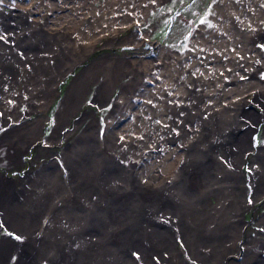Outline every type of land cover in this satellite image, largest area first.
Here are the masks:
<instances>
[{"label": "bare ground", "instance_id": "obj_1", "mask_svg": "<svg viewBox=\"0 0 264 264\" xmlns=\"http://www.w3.org/2000/svg\"><path fill=\"white\" fill-rule=\"evenodd\" d=\"M159 1L132 0V9L120 10L119 7L118 9L114 8L115 11H113L112 7L115 1L106 0L104 7L108 8L107 10L109 11L112 10L114 14L112 19H107V17H103V8L97 9V11L99 10V16L97 17L95 13L90 15V9L81 6L79 0H71L73 6L79 4V10H82V8L87 10L81 12L78 17L79 21L75 20L76 18L73 16L67 18L68 16H63L65 14H57L58 17L54 18L53 22L51 21V32L60 34L67 26L74 27L78 24L81 42L74 40L70 45L73 48L81 46V55L77 57L79 58L92 48L94 44L92 37L100 32L102 27L108 26L113 36L116 30L120 28L117 26L118 24L126 23V20L130 17H144L146 12ZM228 2L233 3L231 0L217 2L212 16L214 23L218 27L225 28V30L230 27V20L233 19V14L238 12L237 4L230 5V7H235L237 11L230 9L231 12H224L222 7L229 5ZM45 4L46 2H44ZM45 7L46 9L48 8V6ZM131 11L136 12L131 14ZM19 15L24 19L31 18L30 11L20 8ZM38 17L36 16L35 18ZM9 18L8 15L5 19L9 20ZM41 18L42 16L37 20ZM100 18L103 23L98 21ZM16 26L23 27L18 20V14H15L13 23L11 21L2 22L0 25V43L5 45V41L12 43L22 42L18 40L21 37L20 35L9 34V31ZM201 28L197 29L193 37H191L189 49L185 53L187 58L184 56L185 54L180 56L177 51L167 48L160 49L158 54L139 58L141 63L148 59L152 60L149 73L159 67L160 59L167 61L164 66L168 74L162 79L161 86L155 88L158 92L147 90L144 92L146 96H143L142 93V99L150 94L155 96L161 93L164 98L159 100L163 102L167 98V93L170 92L163 107L166 109L167 116L169 115L168 120L172 117L174 122H178L176 116H183L180 117V120H184L182 124L184 129L181 128V133L175 131L176 129L171 131L172 125L168 126V120L164 118V122L161 121V125L164 127L157 134H145L143 136L145 131L141 130V128L147 127L146 121L149 118L145 115L142 105L134 108V105H137L134 102L136 101V96H138L137 93H135L136 95L132 98V101L120 100L121 109H125L127 113L130 112L131 116L120 126V124H117V120H120L121 117L117 119L114 110L108 115L106 125L107 130L109 128V134H105L104 140H99L97 134H90L89 140L93 142L91 143V148L86 147L88 155L87 165L81 166L80 170L77 171L80 173L76 175L77 179L86 173L87 177L95 180L96 191L102 194L97 195L98 198L96 200L94 195L89 193L92 195V202L85 220L81 223V202L70 191L65 190L63 192L64 189L57 184L42 183L41 190L38 193L35 192V198L32 199L38 209L42 208L44 210L47 204L48 215L59 203L63 205L57 209L58 217L55 223L63 226V229H59L61 232L66 229L62 234L63 239L70 237L69 234L75 232V226H77L80 251L72 249L68 251L62 250L55 253L56 256L53 254L41 256V254L43 255L46 252L55 251L57 246L52 247L42 241H35L36 215H34L33 206H26L29 210L21 212L24 207L20 208L17 204L18 207L14 210L15 213L6 216L8 222L14 224L25 236V240L13 246V242L0 236V264H38L44 258H48L53 264H156L150 257L157 252L168 254L167 257L162 254L163 264L225 263L228 252L236 247V240L241 235L239 224L242 222V218L239 209L246 208L247 198L261 195L264 186V145L260 147L259 152L249 155L248 174L250 176L248 184L247 179H244V184L236 183L238 181L235 176L236 173L229 172L227 169L231 168L228 165L231 159H236V162L240 161L241 163L245 152L253 147L251 137L246 132L248 128L242 129V134L235 128L239 125L246 126L247 123L255 121V128L257 129L256 124L262 113L250 107L248 98L263 107L264 84L261 83V79L254 76L255 71H252L251 67L261 69L264 67V60L257 58L251 62L244 55V59H246L244 61L241 55L239 57L242 60L236 61L239 58L236 56L239 53L238 49L242 48H233L234 45L236 46L235 43L229 42L227 44L226 40L223 41L222 37L215 34L210 37L212 39L209 42L211 43L209 48H211L212 55L208 56H211L210 58L214 60L218 58V55H220V58H225L226 50L228 49L229 54L236 61L231 63L234 68H229V63L210 65L208 67L211 68H205L204 72L200 74L202 79H197L196 83L191 84V81L179 72L180 62H185L186 59L195 54L194 51H191L194 47L196 50L199 45L205 46V43H201L203 33ZM262 34L264 33L261 32L258 39H264ZM140 35L141 32L136 34L135 39L139 40L141 38ZM33 39L36 43H39L34 48H40L45 45L50 46L48 53L53 52L52 54H55L58 51L53 48L56 42L48 37ZM248 41L249 39L246 38L243 43L244 48L248 45ZM260 41L264 45V40ZM201 46H199V49ZM65 48V45L61 46V49ZM230 50L234 51L230 52ZM262 53L264 54L263 51ZM59 54H61V50ZM206 59L207 64L210 60L207 57L204 58V62ZM49 60L43 62L42 66V72L44 73L42 77H44L45 85L40 83L37 86L25 87L22 83L26 76H23L19 79L21 81L20 86H17V89H12L10 94L14 93L13 95H16L18 92V96L15 98L20 99L21 97L27 105H29V102L35 104L38 98L36 94L42 98L39 99L40 101H46L45 98L49 91V86L53 87L55 79V74L46 69L47 65H54L53 62L50 64ZM68 62L69 60L59 63L60 69L66 70ZM4 63V61L0 60L1 66ZM6 63H9V59H7ZM120 63L122 64V62ZM117 64L119 62L112 61L110 63L111 72L108 73V76L112 77L111 81L113 82L120 80L125 73L123 67L120 69L121 73L120 70L116 69ZM146 64L148 65L147 62ZM36 65L41 66L39 63L27 65L28 67L24 66V72L29 73L30 69L38 72ZM235 65H246V68H243L244 70L238 73ZM3 68L5 72L0 71V76L5 75L6 78H4L9 81L13 75L6 71L5 67ZM142 70L147 71L144 66ZM110 77H108V81ZM151 78L154 82L155 80L157 81L155 77ZM127 83L129 82L127 81L122 86L121 93L118 95L119 99H125ZM173 83H175L176 89L172 88ZM160 89L162 91H159ZM27 90L32 95H25L24 93ZM73 90L74 88L69 89L63 98L64 102L60 106L56 118L57 125L67 110L71 107L77 108L81 95L74 93ZM2 94L3 92H0V102L5 99L1 96ZM22 94L24 95L21 96ZM103 96L99 95L98 99L103 98ZM173 98L179 99L176 109L170 105L172 101L174 102ZM191 98L199 99L201 104L188 103V107L203 114L204 117L206 116L204 123L200 126L190 122L192 116H194L191 115V112H187L184 115L182 113L186 99ZM37 103L40 104L41 102L37 101ZM111 120L115 121L111 122ZM186 121L187 126L185 124ZM39 123V120L35 121L31 128L35 130ZM178 126L180 127V125ZM234 132L240 134L238 138L241 141L233 140L235 138L231 134ZM31 134L32 132L28 131L16 134V136L23 143L29 140ZM7 139L8 137L5 138V140ZM159 143L161 144L160 146H158ZM192 146L199 148H194L192 151ZM17 148L20 149L19 147ZM83 148L81 149L83 150ZM19 151L13 150L10 156L13 158L17 157L20 154ZM97 156L108 158L109 164L102 166L97 164ZM119 160H122V162L120 163ZM47 170L48 164L44 167L43 172L47 173ZM221 172L226 173L220 174ZM222 178L224 180L220 182ZM33 182H37L35 174L33 179L26 181L23 185L26 186L27 184L29 190V186ZM11 187H13V184L9 180L0 177V206H5L7 200L11 199L9 192ZM41 192L42 194H40ZM104 192L109 194H103ZM43 194H47L46 197ZM226 196L232 197V199L226 198ZM211 198L216 199L214 204L211 203ZM69 210L72 212H69ZM48 215L44 217L47 219ZM65 220H69L68 224L65 223ZM255 220L259 222V225H263L264 213L259 214ZM115 224V227L121 230L120 232H123L121 236L125 235L127 240H125L123 245H117L114 251L112 247L101 244V237L113 240ZM167 225L169 227H165ZM85 228L94 230L87 231L86 235L88 236L86 237L84 236ZM105 228L106 230H111L108 231L107 235L94 233L97 229L106 231ZM177 236L184 241V250L176 247L173 238ZM34 242L38 243V249L36 250L37 253L33 254L30 247L36 246ZM130 249L132 252L137 253L136 257L138 260L134 257H123V253ZM228 249L229 251H227ZM13 251L17 253V259L11 263L9 261V253ZM113 259L114 262L112 263ZM231 264H239V260H232Z\"/></svg>", "mask_w": 264, "mask_h": 264}, {"label": "rangeland", "instance_id": "obj_2", "mask_svg": "<svg viewBox=\"0 0 264 264\" xmlns=\"http://www.w3.org/2000/svg\"><path fill=\"white\" fill-rule=\"evenodd\" d=\"M114 1L113 11H115L114 8L118 9L120 7L119 9L123 10L133 6L131 4L132 0ZM219 1L222 0H160L146 12L144 17H130L126 20L127 22L125 21L126 23L118 24L117 26L120 28L116 30L113 36L108 26L102 27L101 31L92 37V40L94 39L92 48L85 55L77 58L78 55H81V46L73 48L70 44L74 40L81 42L78 24L74 27L67 26V28L63 29L62 33L56 34V32H51V21L53 22L54 18L58 17L57 14H65L63 16H68L67 18L73 16L76 18L75 20L79 21L78 17L81 15V12L86 11L88 8L90 9V15H94L95 13L97 17L99 16V10L97 11V9L103 8V17L112 19L114 15L112 10L109 11L107 10L108 8L104 7L106 0H79L81 6L87 8H82V10H79V4L73 6L71 0H2V3H0V25L6 21L13 23L15 14H18V20L23 27L16 26L9 31L11 35H20L21 37L18 40L22 42L12 43L5 41V45L0 43V60L6 63L7 59H9L10 63H4L2 66L0 64V71H4L3 67H5L6 71L13 75L9 81L5 79V75L0 76V92H3L1 96L5 98L0 102V119H2L0 120V177H4L13 184V187L9 188L11 199L7 200L5 206H0L1 237L13 242V246L19 244V242H24L25 236L14 224L8 222L6 215L14 214V210L18 206L20 208L24 207L21 212L29 210L26 206H33V212L36 215L35 241H42L52 247L57 246L55 251L46 252L43 255L41 254V256L47 254L55 255V253L62 250L68 251L72 249L80 251L77 226H75V232L69 234L70 237L63 239L62 234L66 229L61 232L59 229H63V226L55 223L58 217L57 209L63 205L59 203L55 209L51 210V214L48 215V205L46 204L44 210L42 208L38 209L32 199L35 198V192L38 193L41 190V185L47 182L57 184L60 188L64 189L63 192L65 190L70 191L81 202L82 223L90 210L92 195H94L96 200L98 198L97 195H102L96 191L95 180L87 177L86 173L84 176L76 178V175L80 174L77 171L80 170L81 166L87 165L88 155L86 147L91 148V143L93 142L89 140L90 134H97L99 140H104L105 134H109L106 118L113 110L116 113L117 119L121 117L120 120H117L118 123H116L122 126L124 121L128 120L131 115L129 114L130 112L127 113L125 109H121L120 100L132 101V98L136 95L135 93L138 96H136V101H134L137 104L134 105V108L142 105L145 115L149 118L146 121L147 127L141 128V130L145 131L143 136L145 134L155 135L164 127L161 125V121L164 122V118L167 119L169 115L167 116L166 109L163 106L170 92L167 93V98L163 102L159 100L164 98L161 93L155 96L150 94L144 97V99H142V93L143 96H146L144 92L147 90L158 92L155 88L161 86L162 79L168 74L164 66L167 61L165 62L160 59L159 67L149 73L150 62L152 60L148 59L141 63L139 61L140 57L158 54L162 48L175 50L180 56H183L189 49L191 37H193L197 29L202 27L201 43H205V46L199 45L201 46L200 49L197 46L196 50L194 47L191 51H194L195 54L191 55L185 62H180L181 67L179 68V72L191 81V84L196 83L197 79H202V75L200 74L204 72L205 68H211L208 67L210 65L229 63V68H234L231 63L235 61V58L229 54L228 49L226 50L225 58H220V55H218V58L214 60L210 58L211 56H208L212 55L211 48H209V44H211L209 42L212 39L210 37H213L215 34L222 37L223 41L226 40L227 44L229 42L235 43L236 46L232 45L233 48H242L238 49L239 53L236 56L242 55L241 57L244 61L250 59L252 62L257 58L264 60V54L262 53V51L264 52V45L260 41L264 39H258L260 33H264V0H231L233 3L228 2L229 5L224 8L222 7V10L224 9V12H231L230 9L237 11L235 7H230L231 4H237L238 12L233 14V19L230 20L231 25L226 30L225 28L218 27L212 17L214 6ZM44 2H46L45 5ZM45 6H48V8L46 9ZM19 8L30 11L31 18L24 19L21 17L19 15ZM135 12L131 11V14ZM8 15L10 18L6 20L5 18ZM36 16H42V18L37 20L39 17L35 18ZM98 21L102 22V19L100 18ZM115 29L117 28L115 27ZM139 32H141V38L136 40L135 35ZM43 37H48L56 42L53 48L58 51L54 50L56 51L55 54H52L53 52L48 53L50 46L42 45L40 48H34L39 43H36L33 38ZM246 38L249 41L248 45L244 48L243 43ZM63 45L66 46L65 49H61ZM227 47L229 46L227 45ZM60 50L61 54H59ZM233 51L230 50V52ZM244 55H246V59H244ZM184 56L187 58L186 54ZM207 57H209L211 62L209 61L206 64L207 59L204 62V58ZM241 57L237 58L236 61L242 60ZM48 59H50L49 63L53 62L55 66L52 64L47 65L46 69L55 74V79L53 87L49 86V91L45 98L46 101H40L39 99L42 98L36 94L38 96L37 101L41 103L38 104L36 101L35 104L29 102V105H27L21 97L20 99L15 98L18 96V92L16 95H13L14 93L10 94L12 89H17L20 86L21 81L19 79L23 76H26V79H23L22 83L25 87H32L31 85L37 86L40 83L45 85L44 77H42L44 75L42 66L43 62H46ZM68 60L66 70L60 69L59 63L61 64ZM112 61L119 62L116 66L117 70L123 67V71H125L121 76L122 78L117 82L111 81L112 77L108 76V73L111 72L110 63ZM37 63L41 65H36L38 72L33 69H30L29 73L24 72V66L28 67L27 65ZM143 66L147 71L142 70ZM172 67L174 66L172 65ZM235 68L238 70V73H241L246 68V65H235ZM251 68L252 71H255L254 76L261 79V83L264 84V67L261 69ZM108 77H110L109 81L107 80ZM151 77H155L157 81L155 80L154 82ZM127 81L129 83H127L128 87L126 88L125 99H119L118 95L121 93L122 86ZM71 88H74V93L81 95V99L77 104V108L71 107L67 110L57 125L56 118L58 111L64 102V96ZM172 88L176 89L175 83H173ZM159 91H162V89ZM24 94L32 95L28 90ZM99 95L104 96L98 99ZM178 100L175 98L174 102L170 103L171 107L176 109ZM248 101L251 108L262 114L256 124L257 129L255 128V121L253 123L248 121L249 123L246 122V126L239 125L235 128L240 134H242V129L248 128L246 132L251 137L253 146L252 149L245 150L246 152L241 163L240 161L236 162V159H231L228 163L231 166V168H227L228 171L236 173L235 176L238 180L236 183L240 185L244 184V179H247V184L249 183V155L259 152L260 147L264 145V106L262 107L251 98H248ZM188 103L200 105V100H196V98L186 99L185 108L182 111L183 115L191 112V115L194 116H192L190 122L200 126L204 123L206 116L204 117L203 114L190 109ZM180 117L176 116L178 122H174V118L172 119V117L169 120L167 119L168 126L172 125L173 127L171 131L176 129L175 131L181 133V128L184 129L182 125L184 120H180ZM38 120L40 121L39 126L35 130L32 129L31 126ZM114 121L111 120V122ZM185 124L187 126V121ZM28 131L32 132L31 137L22 143L16 134ZM240 134L234 132L231 136L235 138L233 140L241 141L238 138ZM7 137L8 139L5 140ZM217 138L221 140V138ZM160 145L159 143L158 146ZM194 148L198 149L199 147L192 146V151ZM13 150H20V154L15 158L10 156ZM153 154L156 155L155 153ZM107 160L108 158L103 156L96 157L97 164L101 166L109 164ZM220 160L223 161L222 159ZM119 162L121 163L122 160H119ZM47 164L48 170L47 173H44L43 170ZM224 173L226 172H221L220 174ZM34 174L37 177V182L31 183L28 190L27 184L26 186L23 184L33 179ZM223 180L224 178L220 179V182ZM89 193H92V195ZM47 194H43L44 197ZM103 194L109 193L104 192ZM226 198H229V196H226ZM229 199H232V197ZM210 200L213 204L216 202L215 198H211ZM246 202V208L239 209L242 218V222L239 224L241 235L236 240V247L232 251L227 250L229 252L224 264H231L232 260H239V264H264V224L259 225V222L255 220L259 214L264 213V186L261 195L247 198ZM69 212L72 211L69 210ZM75 212L80 213L79 211ZM45 215L49 217L46 219ZM68 222L69 220H65L66 224ZM115 226L116 224L114 225L113 240L101 237V244L112 247L114 251L117 245H123L125 240H127L125 235L121 236L123 232H120L121 230ZM93 230L85 228L84 236L87 237L86 232ZM108 231L111 230L104 231L97 229L94 233L97 235H107ZM17 237H20V239H17ZM173 241L177 248L184 250V241L181 237L177 236L173 238ZM37 242H34L36 246L30 247L33 254L37 253ZM136 254V252H132L130 249L123 253V257L129 256V258L134 257L138 260ZM162 254L166 257L168 256V254L157 252L150 259L156 262V264H163ZM16 259L17 253L15 251L9 253V261L11 263L16 261ZM161 259L162 261H160ZM188 260L193 262L191 259ZM38 264L53 263L48 258H44Z\"/></svg>", "mask_w": 264, "mask_h": 264}, {"label": "snow or ice", "instance_id": "obj_3", "mask_svg": "<svg viewBox=\"0 0 264 264\" xmlns=\"http://www.w3.org/2000/svg\"><path fill=\"white\" fill-rule=\"evenodd\" d=\"M0 3H2V0H0ZM202 23H203V21H202ZM17 239H20V237H17Z\"/></svg>", "mask_w": 264, "mask_h": 264}]
</instances>
